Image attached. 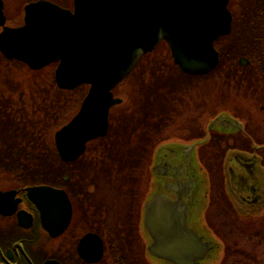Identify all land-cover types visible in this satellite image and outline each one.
Here are the masks:
<instances>
[{
  "label": "flooded vegetation",
  "instance_id": "flooded-vegetation-1",
  "mask_svg": "<svg viewBox=\"0 0 264 264\" xmlns=\"http://www.w3.org/2000/svg\"><path fill=\"white\" fill-rule=\"evenodd\" d=\"M81 1L0 0V264H176L150 250L153 238L146 207L157 194L167 197L174 207L186 206L187 228L212 241L206 256L191 264H218L227 252L207 221L217 197L214 187H221V194L238 214L250 215L264 205V124L250 108L232 111L228 105H216L207 115L199 114L198 107L191 108L193 119L207 120L195 135L188 130L184 137L171 140L163 131L166 122L152 133L137 131H146V176L128 182L125 192L132 195L126 202V220L114 228V181L124 180L114 179V108L122 102L110 107L106 134L89 139L79 156L64 160L56 133L80 110L90 84L59 85V61L34 67L18 56L22 41L6 35L27 24L68 23L65 16L79 4L95 7ZM227 7L231 29L215 41L220 62L201 76L223 78L224 74V90L243 91L257 111L264 112V0H228ZM223 53L229 55L227 65L221 64ZM112 94L118 97L115 88ZM168 113L165 107L161 118ZM257 122L261 137L250 129ZM177 128L181 132L187 126ZM104 153L110 155L112 177L111 187L106 188L111 192L103 195V183L108 186L101 178ZM216 154L221 156L223 177L215 182L208 165L217 160ZM137 181L142 187L138 185L136 193ZM40 186L53 189L42 195L48 200L47 220L32 193ZM136 195L139 199L134 203ZM157 216H166L165 209ZM132 230L137 237L134 243Z\"/></svg>",
  "mask_w": 264,
  "mask_h": 264
},
{
  "label": "water",
  "instance_id": "water-1",
  "mask_svg": "<svg viewBox=\"0 0 264 264\" xmlns=\"http://www.w3.org/2000/svg\"><path fill=\"white\" fill-rule=\"evenodd\" d=\"M81 2L95 7L79 4L74 13L65 16L69 18L65 24H27L6 32L22 41L18 56L28 64L37 67L59 61L56 69L59 85L90 84L80 110L56 133L57 147L64 160L79 156L89 139L106 134L109 109L122 101L113 96L112 89L144 54L165 41L181 71L206 74L219 62L215 41L231 29L228 0ZM50 191L51 187L40 186L32 192L41 206L43 220L48 219L49 211L48 200L42 195L51 194ZM175 207L160 194L147 204L146 216L151 219V224L148 223L153 238L150 250L176 264H191L206 256L212 241L203 240L187 228L186 206ZM164 209L166 216H157Z\"/></svg>",
  "mask_w": 264,
  "mask_h": 264
},
{
  "label": "rangeland",
  "instance_id": "rangeland-1",
  "mask_svg": "<svg viewBox=\"0 0 264 264\" xmlns=\"http://www.w3.org/2000/svg\"><path fill=\"white\" fill-rule=\"evenodd\" d=\"M227 55L226 53L221 55L223 57H221L222 65L228 64ZM136 67L137 68L133 69L129 76L115 88L116 95L123 100L121 104L114 108V128H117L120 124H129L134 127L135 124L128 121L131 120V116L132 118L134 117L132 121H137L139 119V116H136V114L140 110L142 101L143 103L147 101L145 106L149 111L154 110L153 114L159 112L161 115L165 107H167V111H169L168 114H163L164 118H161V120L158 119L157 122L155 118H153V124L144 125L143 131L148 130L152 133L154 130L162 128L166 122L164 126L166 130L163 129V131H166V133L171 136V140H176L177 135L184 137V133H187L188 130L195 135L199 131V128H201L200 126H204L206 123V117H197V120L192 118V107L193 109L198 107L197 112L199 114L205 112L206 115L208 114V110L215 109L216 105L223 107L228 105V108L232 111H241L243 108L247 107L254 110V112L257 113L258 122L262 123V125L264 124L262 122L264 121V112L257 111L256 104L254 102L250 103V98L245 95L243 91L238 93L228 88L224 90V82L226 83L223 79L224 74L223 78L207 79L201 76L202 74H187L181 70V72L178 71L179 68L174 65L166 44L159 45L153 52L144 55ZM157 69L160 70L157 71ZM161 69H163V71H161ZM158 72H166V75H163V79L161 77L162 74L160 73V76ZM231 74L230 71L227 75L230 76ZM165 86H167V88H164ZM237 97H239V100L236 99ZM258 122L253 124L250 129L258 134L257 136L261 137L263 132ZM179 126H187V128L179 132L180 130L177 128ZM145 132L140 134L137 133L138 135L133 134L136 138L135 140L131 137L130 133L127 140L125 139L126 141L123 139L124 144L121 142L120 147L123 150L118 152H116L117 150L114 151V179H124L118 183L114 181V198L117 200V208L114 207V228H119L120 224L124 223L122 219H125L124 217L126 216V202L128 200L131 201L132 194H129V192L126 194L125 192L126 189L129 188L128 186H130L128 182H130L131 178L136 177L139 179L140 177L146 176L145 166L147 168L148 155L145 152L142 153V143L144 144L146 140ZM162 135L163 134H160L161 138ZM183 140H185V138H183ZM205 150L206 149L203 151L205 153L204 156L206 155ZM214 156L217 160L214 163L210 162V160L208 166L215 174L213 177L216 182V178H222L223 176L222 173L220 174L222 169L220 163L221 156L219 154ZM109 157L110 155L107 157L105 153L103 154L104 171L101 172V178L108 184V186L105 185V183H103L104 186L102 185L101 194L103 193V195L104 192H111L106 191L107 187H111L110 179L112 177L109 173L112 163ZM193 160L198 164L196 155H194ZM136 162L138 163L137 166L139 169L134 167ZM145 162H147V164ZM261 166L264 173V154ZM106 170L108 171L107 174ZM203 176H205L204 173ZM136 183L137 193V187L138 185L142 187V182L137 181ZM214 190L217 197L215 196L216 198H214L213 210L210 215L207 216V221L217 234L213 235L218 236V242L224 243V248L227 252L225 259L217 263L264 264V205H258L259 209L250 215L245 212L243 214H238L233 211L225 196L221 194V187L215 186ZM138 199L139 195H136L134 203H136ZM132 233L135 238L130 241L134 243L137 237L133 230ZM128 251L129 257H132V252H135L134 255H136V258L141 257L139 255L140 252L138 251L137 253L136 249L132 252H130V250ZM126 253L128 254L127 250Z\"/></svg>",
  "mask_w": 264,
  "mask_h": 264
},
{
  "label": "trees",
  "instance_id": "trees-1",
  "mask_svg": "<svg viewBox=\"0 0 264 264\" xmlns=\"http://www.w3.org/2000/svg\"><path fill=\"white\" fill-rule=\"evenodd\" d=\"M159 70L160 69H157V71H159ZM176 70H178V69H176ZM161 71H163V69H161ZM178 71H180V70H178ZM160 73L162 74V76L160 75ZM160 73L158 72V74L163 79V75H166V72H160ZM154 75H156V74H154ZM164 88H167V86H165ZM145 103H147V101ZM145 103H143V101H142V105L140 106V110L136 114V116H139V119L137 118L138 119L137 121L136 120L132 121L134 117L132 118V116H131L130 117L131 120L128 121L130 123H134L135 124L134 127L130 126L129 124L128 125L120 124L119 126H117V128H114V132H115L114 133V151L117 150L116 152H118V151H122L123 150L120 147L121 146V142L124 144L123 139L127 140V138L129 137L130 133H131V137L135 140L136 138H135V136L133 134H137L136 133L137 131H142L143 128H144V125L153 124V121H154L153 118H155L156 122H157L158 119L161 118L162 112H161V115L159 114V112L153 114L154 110L149 111L146 108ZM149 112L151 114H153V115H151ZM143 152H144V144L142 143V153ZM137 165H138V163L136 162L134 167H136ZM136 169H138V168L136 167ZM131 174H133V173H131Z\"/></svg>",
  "mask_w": 264,
  "mask_h": 264
},
{
  "label": "bare ground",
  "instance_id": "bare-ground-1",
  "mask_svg": "<svg viewBox=\"0 0 264 264\" xmlns=\"http://www.w3.org/2000/svg\"><path fill=\"white\" fill-rule=\"evenodd\" d=\"M137 168H138V166H137Z\"/></svg>",
  "mask_w": 264,
  "mask_h": 264
}]
</instances>
